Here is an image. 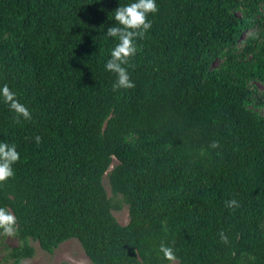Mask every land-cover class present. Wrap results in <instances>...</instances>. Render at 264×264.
<instances>
[{
	"label": "trees",
	"instance_id": "trees-1",
	"mask_svg": "<svg viewBox=\"0 0 264 264\" xmlns=\"http://www.w3.org/2000/svg\"><path fill=\"white\" fill-rule=\"evenodd\" d=\"M132 2L0 0V87L32 117L0 99V142L20 153L0 184L18 220L0 264L69 239L91 264H168L161 242L177 264H264V0H156L135 87L114 92L106 32Z\"/></svg>",
	"mask_w": 264,
	"mask_h": 264
},
{
	"label": "clouds",
	"instance_id": "clouds-1",
	"mask_svg": "<svg viewBox=\"0 0 264 264\" xmlns=\"http://www.w3.org/2000/svg\"><path fill=\"white\" fill-rule=\"evenodd\" d=\"M158 6L156 0H134L127 5L119 6L114 10L113 19L115 25L108 27L106 36L115 38L117 43L110 52V58L105 64L106 71L116 76L112 84V91L120 89H133L134 82L131 80L128 68L134 67L130 61L137 54L136 41L146 38L147 33L152 28V22L148 19L150 14H156ZM0 99L8 105L9 109L15 114L14 123H20V119L31 120V112L16 97V94L7 84L0 87ZM37 146L42 143V138L37 135L34 138ZM221 147L218 140L209 143V149H219ZM203 152V150H201ZM219 155V153H217ZM20 160V153L15 144L0 142V184L5 183L14 176L13 165ZM225 207L235 210L240 207L236 199H229L224 202ZM18 234L17 217L7 208L0 207V236L14 237ZM220 241L227 245L228 236L221 231L218 233ZM158 252L168 264H175L177 255L174 247L161 242Z\"/></svg>",
	"mask_w": 264,
	"mask_h": 264
},
{
	"label": "rangeland",
	"instance_id": "rangeland-1",
	"mask_svg": "<svg viewBox=\"0 0 264 264\" xmlns=\"http://www.w3.org/2000/svg\"><path fill=\"white\" fill-rule=\"evenodd\" d=\"M115 163V160H113V163L108 169L107 173L111 170ZM107 173L102 179V184L107 197L116 202L119 200V197H112L106 179ZM112 215L120 225L124 226L128 223V208L126 205L122 204L119 210L112 211ZM3 244L9 247H14L17 245L16 240L12 237H5V239H3ZM30 245L33 248V256L31 258L22 260L21 264H91L76 239H69L63 242L53 251L52 254H48L40 249L36 242H30ZM175 264L177 263L175 262Z\"/></svg>",
	"mask_w": 264,
	"mask_h": 264
}]
</instances>
